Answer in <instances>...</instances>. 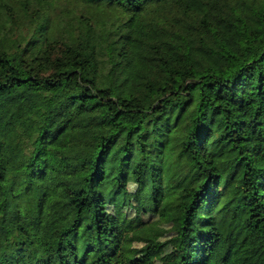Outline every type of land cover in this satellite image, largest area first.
I'll return each mask as SVG.
<instances>
[{
	"label": "trees",
	"instance_id": "obj_1",
	"mask_svg": "<svg viewBox=\"0 0 264 264\" xmlns=\"http://www.w3.org/2000/svg\"><path fill=\"white\" fill-rule=\"evenodd\" d=\"M170 237L128 254L136 226ZM264 264V0H0V264Z\"/></svg>",
	"mask_w": 264,
	"mask_h": 264
},
{
	"label": "rangeland",
	"instance_id": "obj_2",
	"mask_svg": "<svg viewBox=\"0 0 264 264\" xmlns=\"http://www.w3.org/2000/svg\"><path fill=\"white\" fill-rule=\"evenodd\" d=\"M132 206L116 207L112 209L120 220L136 226L135 231L128 234L129 255L134 256L140 253L141 248L147 243L148 239H155L165 242L171 235L170 217H157L145 215L143 208L145 198L138 193L134 184L129 186ZM173 254L168 245L162 246L152 257L151 264H170Z\"/></svg>",
	"mask_w": 264,
	"mask_h": 264
}]
</instances>
